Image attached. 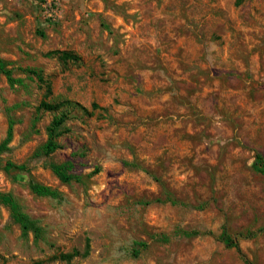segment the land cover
<instances>
[{
  "label": "rangeland",
  "instance_id": "obj_1",
  "mask_svg": "<svg viewBox=\"0 0 264 264\" xmlns=\"http://www.w3.org/2000/svg\"><path fill=\"white\" fill-rule=\"evenodd\" d=\"M0 58V264H264V0H0Z\"/></svg>",
  "mask_w": 264,
  "mask_h": 264
},
{
  "label": "trees",
  "instance_id": "obj_2",
  "mask_svg": "<svg viewBox=\"0 0 264 264\" xmlns=\"http://www.w3.org/2000/svg\"><path fill=\"white\" fill-rule=\"evenodd\" d=\"M8 63L0 58V73L6 78L7 83L10 87H14L15 85H21L22 80L19 78L12 77V69L7 68ZM25 72H28L31 75H34L36 79L44 83V79L42 75L36 71L35 69H24ZM48 93L50 94V86L47 85ZM71 104L70 102H67ZM79 106L78 104H76ZM46 108H53L47 105ZM64 117H56L51 122V125L48 129V135L46 142L38 148L43 155L48 156L55 152L56 150L60 149L56 139L59 135L62 134L61 131H58V128L63 124ZM12 123H9L8 130H7V138L4 142L0 145V150L5 148L6 144L9 143L12 137ZM258 161L261 164V159L258 156ZM7 168H16L22 170L24 167H15L11 164L7 165ZM49 168L51 169L52 173L58 178V180L64 184H69L70 182H81V176L74 173V164L72 160H66L61 163H54L50 162ZM260 171L264 173V164H261ZM31 192L38 196V197H46L50 199H61V194L52 189L49 186L34 182L30 186ZM0 204L4 205L9 211V218L10 223L15 224L19 227L21 231V235L24 238H27L29 234L32 235L34 242L43 241L46 237V231L43 227H41L37 220L30 218L26 213L23 212L20 204L18 203L17 199L10 193H3L0 192ZM193 234H198L194 232ZM220 238L227 246H232L237 244L230 239V237L223 231L221 233ZM239 251V247H237Z\"/></svg>",
  "mask_w": 264,
  "mask_h": 264
}]
</instances>
